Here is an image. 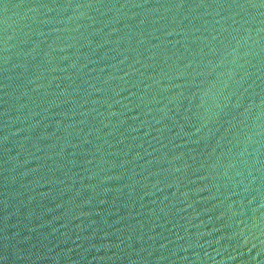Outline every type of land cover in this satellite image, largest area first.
<instances>
[{"label":"water","instance_id":"95a60500","mask_svg":"<svg viewBox=\"0 0 264 264\" xmlns=\"http://www.w3.org/2000/svg\"><path fill=\"white\" fill-rule=\"evenodd\" d=\"M0 264H264V0H0Z\"/></svg>","mask_w":264,"mask_h":264}]
</instances>
